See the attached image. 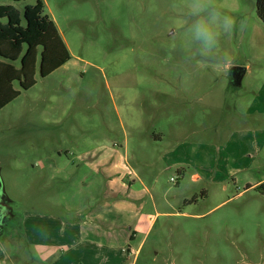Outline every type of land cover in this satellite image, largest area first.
I'll list each match as a JSON object with an SVG mask.
<instances>
[{"label": "rangeland", "instance_id": "1", "mask_svg": "<svg viewBox=\"0 0 264 264\" xmlns=\"http://www.w3.org/2000/svg\"><path fill=\"white\" fill-rule=\"evenodd\" d=\"M36 1L0 4L22 12ZM42 2L71 58L45 78L38 60L35 85L15 83L20 95L0 110V178L14 217L0 262L105 264L95 256L103 225L93 218L118 203L104 207L113 226L138 212L152 224L133 244L126 232L114 238L113 264H264V197L170 167L178 146L207 154L241 126L264 80L256 0H217L247 25L221 38L227 69L186 62L182 0ZM239 66L248 70L242 79L232 73ZM128 245L137 252L128 255Z\"/></svg>", "mask_w": 264, "mask_h": 264}, {"label": "crops", "instance_id": "2", "mask_svg": "<svg viewBox=\"0 0 264 264\" xmlns=\"http://www.w3.org/2000/svg\"><path fill=\"white\" fill-rule=\"evenodd\" d=\"M44 5H46V3ZM239 68H242L240 73V79H242L247 74L248 70L246 67L242 66H239ZM254 96L250 107L244 111L241 126L232 130L227 136H225L220 143L222 145L219 144L211 148V151L207 154L204 153V150L200 151L193 147H190V149H184L183 145H180L173 151L175 154L177 152L179 153L178 157L180 160L170 163V167H194L196 170H199L203 176H200L199 173H194L191 175L193 181L203 179L217 185L224 184L230 180L232 184L237 185L240 183L242 186H245V188L249 186V189H254L260 183L264 182V122H259L264 116V80ZM150 139L159 140V142L162 143L164 137L161 134L158 136L154 134ZM183 150L186 151L185 158H182ZM116 167L117 166H114V168ZM111 170L112 169L107 171L111 173ZM259 175L261 178H259ZM134 187L135 184H129L127 194L129 192L133 193ZM221 189L224 190L225 186H222ZM139 197L140 195H136L133 199L130 198V202L137 203V201L141 200ZM130 202L128 201L121 205L123 207H133L132 205L134 203L132 204ZM152 202L154 204V200H152ZM117 204L118 203H115L114 205H101L100 208L96 210V214L94 215L95 218H93L103 225V230H101L102 233L96 245L97 250L95 251V256L101 262H106L105 264H113V261H110L112 253L108 250L112 248L114 238L117 239L118 236L125 234L126 232L129 234L127 235L129 243L133 244L136 242L137 234H147L151 227L150 225L152 224L150 216L138 212L135 214H127L125 218L118 221L122 223L119 226H117L116 220L114 222L116 225L113 226L112 219L109 220L106 215L108 214L107 210L115 209L118 206ZM110 205V209H104V207ZM156 215H159V213H156ZM135 216H137V221L131 225V219ZM113 227L116 228V230H114ZM120 229H122V233L120 232ZM29 238V234L25 235L28 249L32 243L29 241ZM127 249L128 255L137 252V249L135 250L133 245H128ZM0 264L3 263L0 262ZM90 264L97 263L92 259L90 260Z\"/></svg>", "mask_w": 264, "mask_h": 264}, {"label": "trees", "instance_id": "3", "mask_svg": "<svg viewBox=\"0 0 264 264\" xmlns=\"http://www.w3.org/2000/svg\"><path fill=\"white\" fill-rule=\"evenodd\" d=\"M255 7L264 25V0H256ZM43 12L42 0L26 5L22 12L14 5L0 4V110L20 95L15 83L22 91L35 85L38 60L39 75L45 78L71 58L56 25ZM254 190L264 197V182Z\"/></svg>", "mask_w": 264, "mask_h": 264}, {"label": "clouds", "instance_id": "4", "mask_svg": "<svg viewBox=\"0 0 264 264\" xmlns=\"http://www.w3.org/2000/svg\"><path fill=\"white\" fill-rule=\"evenodd\" d=\"M181 27L186 40V62L197 66L227 69L231 57L221 50V38L237 28L245 29L246 21L237 19L223 10L217 0H182Z\"/></svg>", "mask_w": 264, "mask_h": 264}, {"label": "water", "instance_id": "5", "mask_svg": "<svg viewBox=\"0 0 264 264\" xmlns=\"http://www.w3.org/2000/svg\"><path fill=\"white\" fill-rule=\"evenodd\" d=\"M242 71V68H235L233 70V76L236 77V78H239L240 77V73ZM8 203H10L8 197L6 196V193H5V189H4V186H3V182L0 178V222L3 220L4 218V211L7 209L9 212H11V208L10 206L8 205Z\"/></svg>", "mask_w": 264, "mask_h": 264}, {"label": "flooded vegetation", "instance_id": "6", "mask_svg": "<svg viewBox=\"0 0 264 264\" xmlns=\"http://www.w3.org/2000/svg\"><path fill=\"white\" fill-rule=\"evenodd\" d=\"M9 205V203H8ZM4 218L3 220L0 222V236L2 235V233H4L5 228L8 226V224L11 222V220L14 219L12 211L9 212L7 209L4 211Z\"/></svg>", "mask_w": 264, "mask_h": 264}, {"label": "built area", "instance_id": "7", "mask_svg": "<svg viewBox=\"0 0 264 264\" xmlns=\"http://www.w3.org/2000/svg\"><path fill=\"white\" fill-rule=\"evenodd\" d=\"M173 181V179H171Z\"/></svg>", "mask_w": 264, "mask_h": 264}]
</instances>
